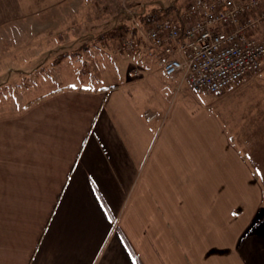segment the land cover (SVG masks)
<instances>
[{
    "label": "crops",
    "instance_id": "0c3cea01",
    "mask_svg": "<svg viewBox=\"0 0 264 264\" xmlns=\"http://www.w3.org/2000/svg\"><path fill=\"white\" fill-rule=\"evenodd\" d=\"M140 59L132 84L56 82L0 113V264H264V173L246 149L264 142V65L196 94ZM144 78L153 101L130 104Z\"/></svg>",
    "mask_w": 264,
    "mask_h": 264
},
{
    "label": "rangeland",
    "instance_id": "374dc122",
    "mask_svg": "<svg viewBox=\"0 0 264 264\" xmlns=\"http://www.w3.org/2000/svg\"><path fill=\"white\" fill-rule=\"evenodd\" d=\"M188 1L5 0L4 27L0 29V103L8 104L0 113L21 110L28 101L56 89V82L109 88L119 85L122 78L130 84L138 81L142 74L138 63L144 60L119 46L120 39L131 31L126 9L134 11L138 18L147 9L171 3L182 8ZM117 8L120 14L114 18ZM11 25L20 29H9ZM124 28L129 32L121 31ZM154 63L160 68L157 61ZM263 65L264 61L260 69ZM152 85L156 84L144 78L136 86L126 85L121 93L130 104L153 101ZM218 95L213 102L220 100ZM246 149L254 150L256 156L251 162L260 164L264 173V142L248 141ZM258 177L264 197V175Z\"/></svg>",
    "mask_w": 264,
    "mask_h": 264
},
{
    "label": "built area",
    "instance_id": "2783aa9c",
    "mask_svg": "<svg viewBox=\"0 0 264 264\" xmlns=\"http://www.w3.org/2000/svg\"><path fill=\"white\" fill-rule=\"evenodd\" d=\"M126 13L132 33L120 49L154 59L165 77L181 74L196 94L219 93L262 67L264 0H189L178 17L150 25Z\"/></svg>",
    "mask_w": 264,
    "mask_h": 264
},
{
    "label": "trees",
    "instance_id": "16d2710c",
    "mask_svg": "<svg viewBox=\"0 0 264 264\" xmlns=\"http://www.w3.org/2000/svg\"><path fill=\"white\" fill-rule=\"evenodd\" d=\"M181 10V7H178L176 5V3H171L170 5L166 6V7H160L157 9H153L150 10L148 13H139L138 14V18L140 20V22L143 25H150L156 21L162 20L164 18H176L178 17L179 11ZM119 10L118 8L114 11L113 17L115 18L117 15H119ZM128 30V31H127ZM121 31H127L129 32V29L124 28ZM123 32H119V34H122ZM132 33V31H130V34ZM62 57H65V55H63ZM58 63V62H57ZM127 243V242H126ZM128 244V243H127ZM130 250H131V246L128 244ZM134 259L137 262V264H141L139 258L137 257L136 254L133 253Z\"/></svg>",
    "mask_w": 264,
    "mask_h": 264
}]
</instances>
